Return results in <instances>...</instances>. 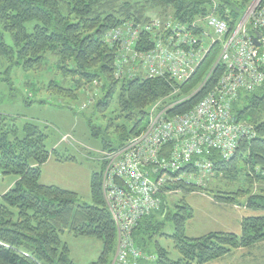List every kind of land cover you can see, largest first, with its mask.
Returning <instances> with one entry per match:
<instances>
[{
	"label": "trees",
	"instance_id": "obj_1",
	"mask_svg": "<svg viewBox=\"0 0 264 264\" xmlns=\"http://www.w3.org/2000/svg\"><path fill=\"white\" fill-rule=\"evenodd\" d=\"M251 1L0 0V31L10 39L7 44L0 38V58L24 72L48 68L49 60H55L52 69L60 81L49 82L51 89L47 91L60 99H77L96 84L100 97L93 110L107 122L105 127L95 126L89 118L87 126L93 137H101L103 150L111 151L144 131L150 108L173 93L167 117L193 110L215 89L224 67L218 60L221 43L215 41L184 83L140 73L130 79L117 78V50L108 44L107 34L125 24L143 25L151 17H170L189 28L196 23L194 32L200 34L210 14L225 20L232 33ZM31 23L34 25L28 32ZM259 32L264 35V29ZM141 37L138 51L150 47V36ZM232 113L236 121L252 126L256 136L241 141L228 160L216 151L210 153L207 158L213 165L212 174L202 177L203 184L181 182L165 190H176L172 195L212 193L218 206H237L245 200L241 206L253 214L242 218L240 235L211 232L188 237L186 226L193 218L192 208L181 199L171 212L167 203L171 195L162 194L160 210L142 219L133 230L135 247L153 257L138 264H208L234 251L264 245V85L241 92ZM47 139L44 128L31 122L20 128L17 117L0 113V173L17 179L0 197V264H75L62 241L65 234L100 241V253L91 264H112L117 232L101 191V166L90 178L91 204H78L75 192L40 182L41 168L52 156L57 162L74 160L58 158L56 150L47 148ZM186 171L194 172L191 167ZM165 222L173 225L171 235L162 233ZM156 235L171 240L178 259L172 260L166 248L152 241Z\"/></svg>",
	"mask_w": 264,
	"mask_h": 264
},
{
	"label": "built area",
	"instance_id": "obj_2",
	"mask_svg": "<svg viewBox=\"0 0 264 264\" xmlns=\"http://www.w3.org/2000/svg\"><path fill=\"white\" fill-rule=\"evenodd\" d=\"M247 16L229 33L225 20L210 14L203 31L151 17L143 25L125 24L110 31L106 40L117 50L116 77H165L184 83L194 73L215 41H220L219 62L224 73L215 89L191 111L167 117L164 110L138 137L115 150L105 152L101 164V191L117 232L116 264H138L148 259L132 239L133 230L144 218L158 212L161 195L175 183L195 181L212 174L213 151L224 160L231 158L243 140L256 134L252 126L236 121L232 106L241 92L264 85V0H253ZM247 17V18H246ZM216 39L205 41V29ZM260 34L259 46L253 39ZM141 34L149 35L150 47L138 51ZM129 68V69H128ZM187 167L194 172L187 173ZM153 260V259H152Z\"/></svg>",
	"mask_w": 264,
	"mask_h": 264
},
{
	"label": "rangeland",
	"instance_id": "obj_3",
	"mask_svg": "<svg viewBox=\"0 0 264 264\" xmlns=\"http://www.w3.org/2000/svg\"><path fill=\"white\" fill-rule=\"evenodd\" d=\"M252 3L253 0L246 6L241 20L244 16L248 17L247 13ZM33 25V23L27 25L28 32H31ZM204 29L207 35L205 41H215L214 36L209 37L212 35L211 31L207 28ZM0 38H3L7 44L10 43L9 37L1 31ZM209 47L210 45H208ZM54 62L55 60L50 59V66L40 71L24 72L21 67L11 66L6 59L0 58V113L17 117L20 128L26 122L44 128L48 135L47 148L50 151L56 150L58 158H74L73 161L57 162L52 156L41 168L40 182L44 185H53L73 191L78 196V204L90 205V178L93 172L100 170V161L104 153L108 151L103 150L101 137L95 138L91 135L87 121L91 118L93 125L105 127L107 118L102 119L100 116H96L93 110L94 102L100 97L96 84L78 94L77 99H60L47 91L51 89L48 85L49 82L60 81L55 69H52ZM61 82H63L62 78ZM175 94L176 92L170 98L174 99ZM170 98L159 101L150 108V115L144 131L157 118L158 114L172 107ZM177 101L179 102L180 99ZM144 131L129 140L140 136ZM109 132L111 134L113 131ZM14 181L15 176L0 173V196L4 191L14 186L12 185ZM211 194L202 192L184 195L179 192L169 197L168 207L171 212H174L173 204L184 199L192 208L193 218L186 226L188 237H200L211 232H230L240 235L242 218L253 214L241 206L245 200L237 203L241 204L237 206H218ZM155 216L160 219L158 214ZM162 233L166 235L173 233L171 222H165ZM62 241L69 247L71 258L75 264H91L96 261L101 250L100 241L94 238H75L70 234H65ZM152 241H157L166 248L172 260L179 258L178 253L172 248L170 239L156 235ZM152 245H149L151 252ZM116 254L117 249L112 264L117 262ZM208 264H264V245L248 250L234 251L224 258Z\"/></svg>",
	"mask_w": 264,
	"mask_h": 264
},
{
	"label": "water",
	"instance_id": "obj_4",
	"mask_svg": "<svg viewBox=\"0 0 264 264\" xmlns=\"http://www.w3.org/2000/svg\"><path fill=\"white\" fill-rule=\"evenodd\" d=\"M260 39V34H256V37L253 39V43L255 46H259L258 40Z\"/></svg>",
	"mask_w": 264,
	"mask_h": 264
},
{
	"label": "crops",
	"instance_id": "obj_5",
	"mask_svg": "<svg viewBox=\"0 0 264 264\" xmlns=\"http://www.w3.org/2000/svg\"><path fill=\"white\" fill-rule=\"evenodd\" d=\"M16 180H17V179L15 178V181L13 182V184H12V185H14V184H15ZM50 186H53V185H50ZM9 187H10V186H9ZM11 188H12V187H11ZM9 189H10V188H9ZM9 189H8V190H9ZM8 190H7V191H8ZM7 191H4V192H3V194H4L5 192H7ZM1 196H2V195H1ZM1 196H0V197H1ZM259 247H261V246H259Z\"/></svg>",
	"mask_w": 264,
	"mask_h": 264
}]
</instances>
